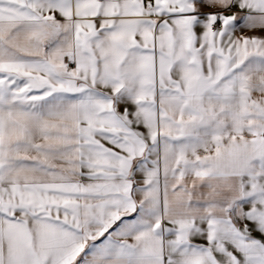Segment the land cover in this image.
Segmentation results:
<instances>
[{
	"label": "snow or ice",
	"instance_id": "obj_1",
	"mask_svg": "<svg viewBox=\"0 0 264 264\" xmlns=\"http://www.w3.org/2000/svg\"><path fill=\"white\" fill-rule=\"evenodd\" d=\"M0 264H264V0H0Z\"/></svg>",
	"mask_w": 264,
	"mask_h": 264
}]
</instances>
